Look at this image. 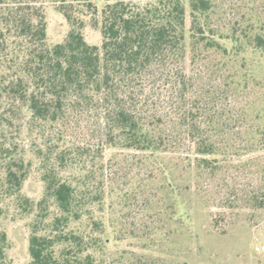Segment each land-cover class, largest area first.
Listing matches in <instances>:
<instances>
[{
    "label": "trees",
    "instance_id": "16d2710c",
    "mask_svg": "<svg viewBox=\"0 0 264 264\" xmlns=\"http://www.w3.org/2000/svg\"><path fill=\"white\" fill-rule=\"evenodd\" d=\"M49 3L69 27L53 45ZM258 52L264 0H0V264H16L12 209L33 217L25 264H150L110 245L143 202L130 237L149 250L192 237L199 181L228 188L229 162L264 151V80L247 63ZM34 171L38 201L24 191Z\"/></svg>",
    "mask_w": 264,
    "mask_h": 264
},
{
    "label": "rangeland",
    "instance_id": "374dc122",
    "mask_svg": "<svg viewBox=\"0 0 264 264\" xmlns=\"http://www.w3.org/2000/svg\"><path fill=\"white\" fill-rule=\"evenodd\" d=\"M46 12L49 43L53 45L65 38L69 27L51 3L47 5ZM84 34L90 44H101V35L98 31L87 27ZM247 63L248 69L258 79L264 80V55L260 52L250 55ZM186 156L183 158H187ZM263 161L264 151L244 153L231 160L227 173V177L230 178L228 188L224 186L223 181L220 184L211 183L210 187L202 178L199 181V188L197 186V196H192V237L173 236L154 250H149L144 243L130 237L139 235L138 231L133 230L140 226L142 213L147 212L149 206H144V202L138 203L137 207L132 209L128 206L129 211L124 213V218L119 223L118 229L122 230L119 239L117 241L110 239L112 255L117 257L124 254L125 258H133L145 254L150 258V264H180L186 259L190 264H264V251L256 250L257 246H264V209L253 208L251 202L243 200L245 195L242 194V192L252 194L256 191L264 195ZM184 169L179 173L181 176L179 184L186 190L189 177L184 173ZM235 187L237 191H233ZM227 189L232 195V200L226 202L219 199L218 195ZM43 190L40 174L34 171L24 191L30 198L38 201ZM186 193L187 191L184 192L185 196H188ZM245 207L247 209L244 210ZM122 209L126 210L124 207ZM220 212H226L228 218L218 216ZM212 215L214 220L211 219ZM32 221L33 217H26L20 210L12 209L2 226L12 242L13 248L10 253L16 264H25L28 261L27 247ZM144 224L147 230L151 231L156 222L150 218ZM158 224L161 225L160 222ZM180 248L183 251L190 249L189 258L179 254Z\"/></svg>",
    "mask_w": 264,
    "mask_h": 264
},
{
    "label": "built area",
    "instance_id": "2783aa9c",
    "mask_svg": "<svg viewBox=\"0 0 264 264\" xmlns=\"http://www.w3.org/2000/svg\"><path fill=\"white\" fill-rule=\"evenodd\" d=\"M256 250H257L258 252H260V251H264V246H257Z\"/></svg>",
    "mask_w": 264,
    "mask_h": 264
}]
</instances>
